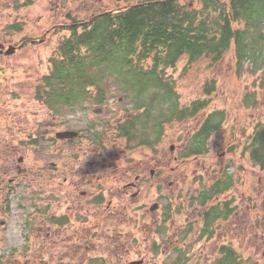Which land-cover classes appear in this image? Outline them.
<instances>
[{
	"label": "rangeland",
	"instance_id": "374dc122",
	"mask_svg": "<svg viewBox=\"0 0 264 264\" xmlns=\"http://www.w3.org/2000/svg\"><path fill=\"white\" fill-rule=\"evenodd\" d=\"M141 1L0 0V150L13 160L20 154L21 145L27 150V165H33L29 174L41 171L39 166L43 164L42 174H45L50 164L58 160L56 158L60 154H57V147L65 153L69 148L74 157H82L84 145L91 134L87 129L90 123L103 124L105 134L116 140L119 166L154 157L159 174V180L157 176L154 178L153 189L146 184L147 180L144 181L141 195L134 200L139 204L145 202V208L141 212H133L131 220L125 217L119 226V243L133 251L120 260L123 262L121 264L139 260H144L142 264H216L223 247L238 249L236 257L242 264H264V170L254 159L252 146L247 149L255 124L264 120V51L259 54L257 64V53L244 56L239 71H236L233 50L225 53L223 60L215 65L206 58L193 64L184 58L173 69L167 70L166 76H172L175 80L177 111L190 110L192 103L200 101L206 103V108L196 112L198 116L195 118L178 122L176 117L170 115L169 111L173 108L171 101L155 100L152 103L154 107L148 108L147 128L142 116L135 118L133 125H130V121L124 123L130 125L132 141L137 142L135 144L154 143L149 149L146 146L132 148L136 145L120 138L121 132L119 138L116 137L113 131L115 118H119L120 131L126 113L128 118L145 113L146 109L137 106L140 102L146 105L149 98L141 96L136 99L133 95L124 94L119 83L107 71L94 70L88 81L91 86L83 89L89 94L81 95L74 106L61 103L50 110L39 101L44 98L41 78L53 66L58 42L68 33L66 26L72 19L87 23L102 16L104 9L134 5ZM181 3H186V0H181ZM255 8L257 5L252 0H241L238 6L239 11L244 9L247 12ZM238 27L243 29V21L238 23ZM59 28L62 29L57 30ZM251 32L255 34L253 30ZM257 44L264 45V41L258 40ZM9 49L10 53L6 55ZM150 65L149 61L145 66ZM100 75L105 78L94 80ZM95 81L98 87L93 85ZM210 81L215 83L214 90L207 94L204 91ZM101 91L105 96L97 94ZM249 91L256 93V100H248L249 106L244 107L242 99ZM99 109L100 114L95 115V110ZM214 111L223 114V128L205 142L204 153L183 164V160L189 159V148L201 146L193 141L197 140L194 133L203 118ZM163 114H166V118L173 117L174 122L166 123L162 131L157 132L153 122L163 118ZM57 118L60 122H56ZM65 128L79 132V138H70L66 143L60 141L64 139L57 141L56 133ZM157 133H160L159 138ZM30 136L38 139L34 149L28 142ZM170 146L175 147L173 152L169 151ZM221 169L233 176L234 180L241 178L237 185L239 193L243 194L245 201L249 200L251 220L248 222L247 244L240 243L241 237L233 238V232L227 230L229 222H215L211 228L214 234L212 238H207L202 231L201 212L194 201L195 191L200 190L197 184L200 185L202 180L206 184L211 177L219 175ZM165 175L176 182L174 187L164 185ZM36 181L42 183V187L48 185L42 176ZM40 188L32 189L22 181L16 182L12 168L5 173L0 162V202L4 199L10 204L5 212L0 209L1 239L25 232V220L29 216L26 213L31 212L29 207L34 205L36 192ZM22 197L25 199H20ZM154 204H158L156 212H151L145 222H139L140 215L149 211ZM25 206L27 209L23 210ZM11 240H15V237ZM19 242L18 239L14 241L16 244ZM4 243L0 247L2 250L7 249L11 242L5 240ZM178 257L180 261L176 262Z\"/></svg>",
	"mask_w": 264,
	"mask_h": 264
},
{
	"label": "trees",
	"instance_id": "16d2710c",
	"mask_svg": "<svg viewBox=\"0 0 264 264\" xmlns=\"http://www.w3.org/2000/svg\"><path fill=\"white\" fill-rule=\"evenodd\" d=\"M252 1L257 8L247 12L238 10L241 0H186V3L181 0H142L134 5L104 9L102 16L87 23L72 19L68 33L58 42L53 66L41 78L42 102L51 110L61 103L76 105L81 95L89 94L83 89L91 86L88 81L98 69L107 71L126 95L139 99L146 96L144 93L150 88L154 100H169L176 107L175 80L172 76L168 78L166 73L181 57L192 64L206 58L214 65L233 50L236 71L240 70V62L246 55L257 53L255 63H258L259 54L264 51V45L257 44L258 40L264 41V27H261L264 24V0ZM241 21L244 23L242 30L238 27ZM149 61L151 65L145 66ZM104 78L100 75L94 80ZM94 83L98 87V82ZM214 84L211 81L205 93H211ZM97 94L105 95L104 91ZM242 100L243 106L248 107L247 101L256 100V93L246 92ZM137 107L146 109L148 117V108L154 105L140 102ZM190 107L192 111L185 108L179 119L194 117L197 111L206 108V103L200 101ZM134 123L130 122V125ZM153 124L157 132L165 125L161 118L155 119ZM130 125L121 124L119 131L129 143L132 141L128 131ZM222 125L223 114L219 112L205 117L195 134L197 140H193L201 144L194 147L195 154L204 153L205 142ZM157 136L159 138L160 133ZM249 142L255 153L254 159L264 170V120L255 124Z\"/></svg>",
	"mask_w": 264,
	"mask_h": 264
},
{
	"label": "flooded vegetation",
	"instance_id": "af4514ba",
	"mask_svg": "<svg viewBox=\"0 0 264 264\" xmlns=\"http://www.w3.org/2000/svg\"><path fill=\"white\" fill-rule=\"evenodd\" d=\"M100 112H95V115ZM142 114L144 122L149 121L145 113ZM56 122H60L59 118ZM114 122L116 125L113 131L119 138V118H115ZM87 129L91 134L88 143L83 144L85 148L82 157H74L69 148L68 153H65L57 147V154H60L56 158L58 160L50 164L45 174H42L45 164L39 166L41 171L29 174L33 165H27V150L21 145L20 154L13 160L0 150L3 170L6 173V170L12 168L16 182L22 181L32 189L42 187V183L36 181L39 176L48 182L46 187L36 192L34 205L29 207L31 212L26 213L29 216L25 220V232L12 234L6 239L0 238V247L5 245V240L11 242L7 249H0V264H121L123 262L120 260L133 252L127 245L119 243V226L125 217L131 220L133 212H141L145 208V202L139 204L134 200L141 195L144 181L147 180L146 184L153 189L154 178L159 176L156 160L152 157L119 166V148L115 144L116 140L105 134V126L91 122ZM71 131L65 128L57 133ZM79 136L77 132L74 139L77 140ZM68 140L64 138L60 141L66 143ZM28 142L34 149L38 139L30 136ZM189 150L187 156L194 155L195 149L190 147ZM189 160L182 162L188 163ZM203 171L207 173L205 169ZM240 181L241 178L234 180L233 176L221 169L220 174L211 177L206 184L204 180L200 185L196 183L200 190L195 191L194 201L201 212L199 217L204 225L202 231L207 238L213 237L211 228L215 222H229L227 230L233 232V238L241 237L240 243L247 244L251 208L249 200L245 201L243 194L239 193L237 185ZM175 183L170 181L169 176H164V185L172 188ZM9 186L11 189L12 186ZM9 205L3 199L0 209L5 212L7 207L10 208ZM157 208L158 204H154L149 211L143 212L139 222H145ZM26 209V206L23 207V210ZM14 237L20 240L18 244L11 240ZM238 254L239 250L235 248L221 252L223 260L230 258L232 264H242L237 260ZM179 261L178 257L176 262ZM135 262L142 264L144 260L130 264Z\"/></svg>",
	"mask_w": 264,
	"mask_h": 264
},
{
	"label": "water",
	"instance_id": "95a60500",
	"mask_svg": "<svg viewBox=\"0 0 264 264\" xmlns=\"http://www.w3.org/2000/svg\"><path fill=\"white\" fill-rule=\"evenodd\" d=\"M1 46L2 45H0V47ZM9 53H10V49L7 52H5L6 55H8ZM75 134L76 133H59V134L56 135V137L59 138V139H63L65 137L71 138V137H74ZM171 150H173V147H171Z\"/></svg>",
	"mask_w": 264,
	"mask_h": 264
},
{
	"label": "bare ground",
	"instance_id": "6f19581e",
	"mask_svg": "<svg viewBox=\"0 0 264 264\" xmlns=\"http://www.w3.org/2000/svg\"><path fill=\"white\" fill-rule=\"evenodd\" d=\"M258 162V161H257ZM259 163V162H258Z\"/></svg>",
	"mask_w": 264,
	"mask_h": 264
}]
</instances>
